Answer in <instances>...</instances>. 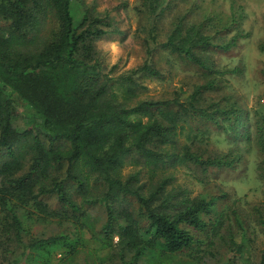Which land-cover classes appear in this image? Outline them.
I'll use <instances>...</instances> for the list:
<instances>
[{
  "label": "trees",
  "instance_id": "obj_1",
  "mask_svg": "<svg viewBox=\"0 0 264 264\" xmlns=\"http://www.w3.org/2000/svg\"><path fill=\"white\" fill-rule=\"evenodd\" d=\"M171 3L142 0L146 59L115 74L97 48L110 18L85 0H0V264H51L57 251L71 260L102 253L101 264H200L203 247L216 245L208 239L222 226L226 195L192 197L174 186L179 169H233L253 149L264 178V107L252 115L231 96L207 94L242 71L215 67L210 19H177L160 43ZM158 52L197 66L207 82L187 97L140 99L146 78L165 77ZM214 134L233 147L210 153ZM39 224L62 231L40 238Z\"/></svg>",
  "mask_w": 264,
  "mask_h": 264
},
{
  "label": "rangeland",
  "instance_id": "obj_2",
  "mask_svg": "<svg viewBox=\"0 0 264 264\" xmlns=\"http://www.w3.org/2000/svg\"><path fill=\"white\" fill-rule=\"evenodd\" d=\"M87 5L98 12L101 17L109 16L112 27L110 34L97 42V48L105 57L109 69L117 66L115 74L125 73L140 67L145 59L144 40L148 37L149 20L144 15L142 0H85ZM171 7L160 22V43L167 39L174 21L186 18V24H199L210 19L215 35L216 46L211 54L217 69L232 70L241 68L239 74L223 76L221 91L207 93L213 97L231 96L250 114L255 109L264 107V0H169ZM225 27L228 30L222 31ZM237 37L230 49L232 39ZM156 63L162 71V79L144 81L140 90V99H173L178 95L187 97L207 79L199 68L185 64L181 59L167 53L158 52ZM20 113L24 114L25 105L19 102ZM189 129V125H186ZM185 141V137L182 136ZM233 146L223 135L212 136L208 151L212 154H224ZM242 147V146H241ZM261 156L257 150H245L241 163L233 169H209L187 171L179 169L174 186L187 188L192 197L210 193L214 196L226 195L218 205L219 216L223 214L221 228L208 239L203 249L200 264H261L264 257V232L254 224L256 209L264 212V178L259 170ZM135 168L128 164L124 174ZM202 179V180H201ZM243 220L245 229H240L234 213ZM104 213L101 211L100 219ZM62 230L55 226L39 224L33 235L40 238L52 237ZM249 240L242 243L244 234ZM210 236V235H209ZM115 242L118 238L114 239ZM236 244H235V243ZM28 243V240L25 241ZM94 247V243L90 244ZM90 247V248H91ZM90 253V252H88ZM105 254L96 255L104 256ZM78 254L71 260L62 251L54 252L51 264H85L96 262L97 257Z\"/></svg>",
  "mask_w": 264,
  "mask_h": 264
}]
</instances>
